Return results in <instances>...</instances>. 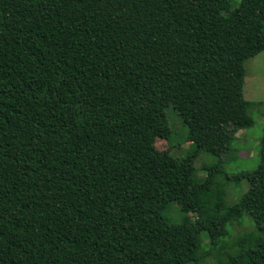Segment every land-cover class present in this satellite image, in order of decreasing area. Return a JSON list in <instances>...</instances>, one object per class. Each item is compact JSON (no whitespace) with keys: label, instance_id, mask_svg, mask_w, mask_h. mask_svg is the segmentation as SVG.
Returning <instances> with one entry per match:
<instances>
[{"label":"trees","instance_id":"obj_1","mask_svg":"<svg viewBox=\"0 0 264 264\" xmlns=\"http://www.w3.org/2000/svg\"><path fill=\"white\" fill-rule=\"evenodd\" d=\"M260 52L264 0H0V264H264V129L254 171L222 167ZM169 105L182 158L155 147ZM215 178L248 188L226 205Z\"/></svg>","mask_w":264,"mask_h":264},{"label":"rangeland","instance_id":"obj_2","mask_svg":"<svg viewBox=\"0 0 264 264\" xmlns=\"http://www.w3.org/2000/svg\"><path fill=\"white\" fill-rule=\"evenodd\" d=\"M239 0H234L237 3ZM244 86L243 97L252 106L248 108L247 114L253 120V124L245 129L236 132V139L228 145V151L222 156V167L230 176L240 173H250L255 170L259 163L260 141L264 129V52H260L244 62ZM171 93L170 89L165 92L166 96ZM261 103V104H260ZM165 116L172 132L171 144L163 141H156L155 147L159 151L171 149L172 156L182 158L193 151V144L184 141L186 129L182 126L180 118L169 105L165 108ZM217 159L210 154L200 151L194 160V179L199 181L206 176L203 166L216 163ZM215 178L208 182L212 191H219L224 194L225 204L231 205L239 200L247 190L248 183L242 180L239 184L236 181H225ZM163 215L171 223H179L184 218L177 203L171 202L163 209ZM192 218V217H191ZM252 229V223L244 217L241 222L230 225L229 235L235 237ZM218 258L226 257V253L217 254ZM209 259V258H208Z\"/></svg>","mask_w":264,"mask_h":264}]
</instances>
